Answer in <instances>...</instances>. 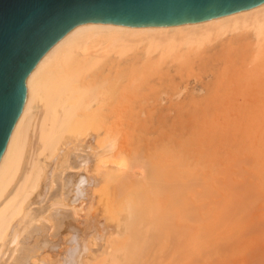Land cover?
<instances>
[{
  "label": "bare ground",
  "instance_id": "1",
  "mask_svg": "<svg viewBox=\"0 0 264 264\" xmlns=\"http://www.w3.org/2000/svg\"><path fill=\"white\" fill-rule=\"evenodd\" d=\"M169 49L152 81L198 62L216 68L204 96L162 106L165 90L134 83ZM25 84L0 157V264H264V1L175 25L78 23Z\"/></svg>",
  "mask_w": 264,
  "mask_h": 264
},
{
  "label": "water",
  "instance_id": "2",
  "mask_svg": "<svg viewBox=\"0 0 264 264\" xmlns=\"http://www.w3.org/2000/svg\"><path fill=\"white\" fill-rule=\"evenodd\" d=\"M264 0H0V157L26 99L25 78L81 22L175 25Z\"/></svg>",
  "mask_w": 264,
  "mask_h": 264
},
{
  "label": "rangeland",
  "instance_id": "3",
  "mask_svg": "<svg viewBox=\"0 0 264 264\" xmlns=\"http://www.w3.org/2000/svg\"><path fill=\"white\" fill-rule=\"evenodd\" d=\"M231 33H233V32L226 31L224 33H220L219 35H215L214 37L204 38L202 41V45L204 44V46L207 47L210 44H216L219 42L220 39L226 38L227 36L231 35ZM196 44L198 46L201 45L199 42H196ZM138 48H139V46L137 47L134 45H132V46L129 45V46H126V47H123V48L117 50L116 52L121 57L123 56V58H124V57L132 56ZM113 52L114 51H112V53ZM173 52L174 51L172 49H169V50L165 51L164 53H160V54L153 52V55H155V57H156L155 62L153 61L155 64L152 66L144 67V68L138 67V69L136 67L135 70H133L134 73H132V75L134 77L133 81L135 84L138 85L139 83H142V81H146L147 83L155 84L156 85L155 88H157V89H155V91L159 90V93H162L165 90V93L164 92L162 93V97L164 100V101L163 100L161 101L162 106H167L169 103H175V102L183 101L184 98L187 97L189 91L194 90L193 91L194 94L196 92V94H198L199 96L203 95V93L205 94L207 88L210 89L213 87V83H214V79H215L214 75L211 72H213V70L215 72L216 68L215 69L211 68V67L209 68V66L208 67H204V66L202 67V65H200L198 62H194V63H197L198 65L193 64L191 66L183 67L181 74L173 72V74L175 76V81H174L173 85H166V84L163 85L162 84L163 88L158 89L157 84L160 81L157 80V82H154L152 80L156 81V79H158L156 77H157L158 73L160 72V69L162 67H164L163 66L164 64L166 65V62L170 59ZM153 62L151 64H153ZM151 64H149V65H151ZM148 80H150L151 82ZM137 85H135V86H137ZM155 85H153V86H155ZM158 86H160V84H158ZM166 86H168V87H166ZM164 87H165V89H164ZM159 88H161V86ZM174 115H175V112L173 111V109L169 110L168 121L172 120ZM147 251H148V249H147ZM191 252H192V248L187 249V253L189 255L191 254ZM149 253H153L156 255H160V254L163 255V251H161V250H154L152 252L148 251L146 254H149Z\"/></svg>",
  "mask_w": 264,
  "mask_h": 264
}]
</instances>
